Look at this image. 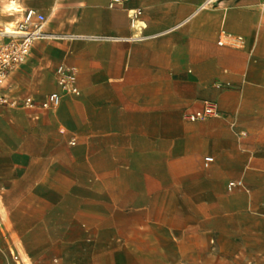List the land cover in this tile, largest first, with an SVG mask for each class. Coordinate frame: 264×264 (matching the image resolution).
Here are the masks:
<instances>
[{
  "label": "crops",
  "instance_id": "1",
  "mask_svg": "<svg viewBox=\"0 0 264 264\" xmlns=\"http://www.w3.org/2000/svg\"><path fill=\"white\" fill-rule=\"evenodd\" d=\"M31 7L50 35L8 88L37 104L0 106V264H264V0ZM61 65L80 94L46 108Z\"/></svg>",
  "mask_w": 264,
  "mask_h": 264
},
{
  "label": "built area",
  "instance_id": "2",
  "mask_svg": "<svg viewBox=\"0 0 264 264\" xmlns=\"http://www.w3.org/2000/svg\"><path fill=\"white\" fill-rule=\"evenodd\" d=\"M127 0H108L110 6H120ZM210 0H208L209 2ZM141 10L132 12V21ZM10 26V27H9ZM47 15L37 7L23 8L21 15L10 25L0 27V106H34L37 100L33 96L24 98L13 97L8 88L15 71L28 61L34 42L37 39L47 38ZM233 36V35H232ZM238 41H243L244 36H233ZM223 41H220L222 43ZM57 80L62 88L48 94L42 101L44 107L59 106L64 95L76 97L80 89L75 84V76L64 66L56 70ZM221 113L219 103L215 100H206L204 106L195 111L186 112L184 116L190 120L206 119ZM211 159V157H209ZM236 185L231 181V186Z\"/></svg>",
  "mask_w": 264,
  "mask_h": 264
},
{
  "label": "rangeland",
  "instance_id": "3",
  "mask_svg": "<svg viewBox=\"0 0 264 264\" xmlns=\"http://www.w3.org/2000/svg\"><path fill=\"white\" fill-rule=\"evenodd\" d=\"M21 1L22 4L20 3ZM38 1L41 0H20V1L0 0V27L10 25L15 19H17L21 15L22 10H15L14 8H12L15 2L23 9L25 7L34 6ZM54 225L57 226V231H62L64 228V224H54ZM0 238H1V232H0ZM21 246L23 251L27 254L29 262L31 263V259L29 257V254L26 250L24 243L22 244L21 242Z\"/></svg>",
  "mask_w": 264,
  "mask_h": 264
},
{
  "label": "bare ground",
  "instance_id": "4",
  "mask_svg": "<svg viewBox=\"0 0 264 264\" xmlns=\"http://www.w3.org/2000/svg\"><path fill=\"white\" fill-rule=\"evenodd\" d=\"M15 1V0H14ZM15 10H22V8L15 2V4L13 5V7ZM10 27V26H9Z\"/></svg>",
  "mask_w": 264,
  "mask_h": 264
}]
</instances>
